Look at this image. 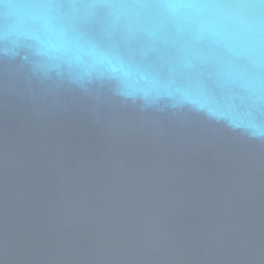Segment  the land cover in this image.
Returning a JSON list of instances; mask_svg holds the SVG:
<instances>
[{"label": "water", "instance_id": "95a60500", "mask_svg": "<svg viewBox=\"0 0 264 264\" xmlns=\"http://www.w3.org/2000/svg\"><path fill=\"white\" fill-rule=\"evenodd\" d=\"M0 264H264V2L0 0Z\"/></svg>", "mask_w": 264, "mask_h": 264}, {"label": "snow or ice", "instance_id": "6c2138e0", "mask_svg": "<svg viewBox=\"0 0 264 264\" xmlns=\"http://www.w3.org/2000/svg\"><path fill=\"white\" fill-rule=\"evenodd\" d=\"M262 2H264V0H262Z\"/></svg>", "mask_w": 264, "mask_h": 264}]
</instances>
